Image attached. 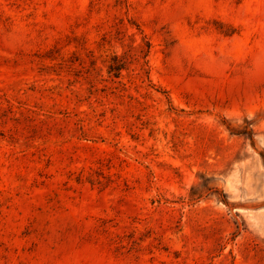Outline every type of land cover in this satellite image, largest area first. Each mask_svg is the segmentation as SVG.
Segmentation results:
<instances>
[{
  "label": "rangeland",
  "instance_id": "obj_1",
  "mask_svg": "<svg viewBox=\"0 0 264 264\" xmlns=\"http://www.w3.org/2000/svg\"><path fill=\"white\" fill-rule=\"evenodd\" d=\"M0 264H264V0H0Z\"/></svg>",
  "mask_w": 264,
  "mask_h": 264
}]
</instances>
